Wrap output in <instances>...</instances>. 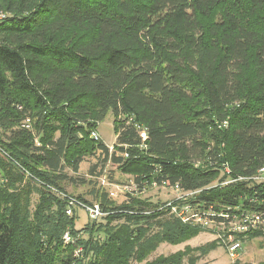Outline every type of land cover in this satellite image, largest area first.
<instances>
[{
  "label": "trees",
  "instance_id": "obj_1",
  "mask_svg": "<svg viewBox=\"0 0 264 264\" xmlns=\"http://www.w3.org/2000/svg\"><path fill=\"white\" fill-rule=\"evenodd\" d=\"M0 14V264H196L216 240L148 259L203 231L141 195L162 180L264 212V182L232 181L264 165V0H0ZM109 112L111 149L92 136ZM87 157L93 180L75 176ZM107 163L139 192L112 200ZM68 183L107 213L77 228Z\"/></svg>",
  "mask_w": 264,
  "mask_h": 264
},
{
  "label": "built area",
  "instance_id": "obj_2",
  "mask_svg": "<svg viewBox=\"0 0 264 264\" xmlns=\"http://www.w3.org/2000/svg\"><path fill=\"white\" fill-rule=\"evenodd\" d=\"M25 127H28V124H25ZM138 132L141 139L145 140V130L140 128ZM92 136L95 139L100 138L97 131L92 132ZM109 148L111 149V147ZM224 171L226 173L230 171L226 165ZM236 179L251 180L256 183L264 182V165L260 166L253 175L246 178L238 176L233 178L232 181ZM221 183H227V181ZM151 187L170 192V196L163 201V205L159 209L167 210L168 214L182 223L198 226L203 230L214 231L218 239L225 245L227 256L232 262L239 259L243 238L246 234L259 233L264 235V212L241 208L240 206L237 208L230 205L215 207L212 203L197 198L201 189L187 190L178 183L170 184L165 180H162L159 184L153 182ZM121 190L134 195L133 192L138 191V187L133 181L129 185H122ZM58 194L66 200L65 212L68 215H72L73 209L78 208L84 212L88 220L94 221L107 213L102 210L97 202L88 203L65 192H59ZM63 240L65 242L72 241L67 231L63 234ZM78 252H80V248L75 251L76 254Z\"/></svg>",
  "mask_w": 264,
  "mask_h": 264
},
{
  "label": "rangeland",
  "instance_id": "obj_3",
  "mask_svg": "<svg viewBox=\"0 0 264 264\" xmlns=\"http://www.w3.org/2000/svg\"><path fill=\"white\" fill-rule=\"evenodd\" d=\"M113 117L109 112L105 118L99 122L97 127V132L101 138V140L107 144L109 147L115 141V133L113 129L112 123ZM97 162L96 157H87L85 158L79 166V171L77 173V177H84L85 179H92L89 173V166L95 164ZM100 168L98 167L99 171ZM95 179V178H94ZM97 182L100 186L107 188L109 197L114 200L116 203L124 202L128 199V192L122 191L121 186L124 184H131L133 182V177L122 174L115 169V166L107 163L103 170V174L100 175L97 179ZM67 194L77 195L81 194L85 199L92 200L91 195L89 194V184H71L68 183L65 186ZM137 190L133 192V194H137ZM113 193V194H112ZM141 195L147 197L152 202L157 200L164 201L168 196H170V192L163 190L161 188H153L147 187ZM36 196H33V200H35ZM78 217L76 218L75 226L80 228L81 225L86 221L85 214L81 209H77ZM211 240H216V248L209 252L207 255L202 256L196 264H232V261L227 256L225 245L221 240L218 239L214 231L211 230H203L197 236L192 239L178 244L171 245L168 243H161L159 247L153 252L148 259L154 258L159 254H168L172 253L178 249H182L184 245L188 244L190 246H198L206 244ZM239 261L245 264H258L261 261H264V238L256 237L253 239H245L242 243L241 254L239 257Z\"/></svg>",
  "mask_w": 264,
  "mask_h": 264
},
{
  "label": "water",
  "instance_id": "obj_4",
  "mask_svg": "<svg viewBox=\"0 0 264 264\" xmlns=\"http://www.w3.org/2000/svg\"><path fill=\"white\" fill-rule=\"evenodd\" d=\"M250 264H253V263H250Z\"/></svg>",
  "mask_w": 264,
  "mask_h": 264
}]
</instances>
